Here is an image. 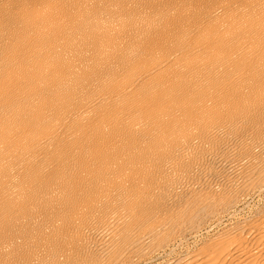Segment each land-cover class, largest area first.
<instances>
[{
  "label": "bare ground",
  "instance_id": "obj_1",
  "mask_svg": "<svg viewBox=\"0 0 264 264\" xmlns=\"http://www.w3.org/2000/svg\"><path fill=\"white\" fill-rule=\"evenodd\" d=\"M253 197L264 0H0V264H264Z\"/></svg>",
  "mask_w": 264,
  "mask_h": 264
},
{
  "label": "rangeland",
  "instance_id": "obj_2",
  "mask_svg": "<svg viewBox=\"0 0 264 264\" xmlns=\"http://www.w3.org/2000/svg\"><path fill=\"white\" fill-rule=\"evenodd\" d=\"M263 202H264V198H259V197L248 198L247 201L243 204V210H242V212L244 211V213L241 212V214L242 215H245V213H247L246 215H248V214L252 213L253 211H256L258 208H260V206L263 205ZM248 205L251 206V207H249ZM246 209H248V210H246Z\"/></svg>",
  "mask_w": 264,
  "mask_h": 264
}]
</instances>
